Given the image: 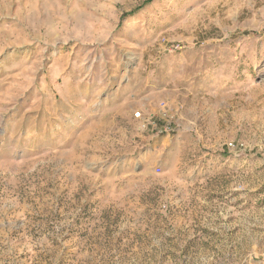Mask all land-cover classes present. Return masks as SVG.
<instances>
[{
  "label": "rangeland",
  "instance_id": "rangeland-1",
  "mask_svg": "<svg viewBox=\"0 0 264 264\" xmlns=\"http://www.w3.org/2000/svg\"><path fill=\"white\" fill-rule=\"evenodd\" d=\"M0 264H264V0H0Z\"/></svg>",
  "mask_w": 264,
  "mask_h": 264
}]
</instances>
